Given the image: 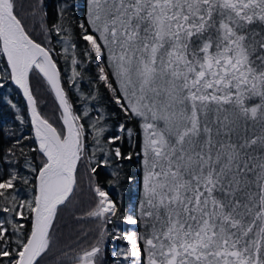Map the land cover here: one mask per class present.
<instances>
[{"label":"snow or ice","instance_id":"obj_1","mask_svg":"<svg viewBox=\"0 0 264 264\" xmlns=\"http://www.w3.org/2000/svg\"><path fill=\"white\" fill-rule=\"evenodd\" d=\"M22 9L0 0V91L20 90L30 120L14 119L32 133L0 126V264H47L81 165L92 204L79 219L96 228L59 264H264V0H62L41 24L59 52ZM84 80L78 113L69 90ZM33 81L54 94L58 123ZM102 90L122 118L89 103ZM101 168L109 187L135 186L130 213L94 179Z\"/></svg>","mask_w":264,"mask_h":264},{"label":"trees","instance_id":"obj_2","mask_svg":"<svg viewBox=\"0 0 264 264\" xmlns=\"http://www.w3.org/2000/svg\"><path fill=\"white\" fill-rule=\"evenodd\" d=\"M60 2H62V0H23V9L20 12V16L24 19L27 30L31 33L33 38L46 46L50 40L51 46L55 48L56 52L60 51V45L57 43L59 37L56 36L55 32L45 34L41 29V24L43 22L48 27H51L53 23L57 22V5ZM80 2L83 3V0H80ZM81 18L82 16L78 11L76 20L79 21ZM76 31L78 32L79 30L76 29ZM56 58L58 60V66L64 76L65 87H68L67 77L70 75V70L65 65L63 59L60 57ZM5 65L6 62L4 58L0 57V79L4 76ZM94 72L95 67L93 66L89 75L94 74ZM33 86L34 93L38 100V110L42 115L48 118L50 122L54 124L58 123L60 113L51 91L43 83H41L39 87H36L33 81ZM90 88L91 86L88 84L87 80H84L80 84L79 90H77V88H70L69 90L70 100L73 102L74 108L78 113H82L84 107V103L80 100V94L83 93L87 95ZM102 91L104 93V100L102 103L97 104L95 101L89 103L95 104L97 108L105 110L106 114L115 112L118 117L122 118V113H120L116 105L111 102L106 91ZM9 99L17 104V110H12L7 104L6 101ZM14 111L21 112L25 120H28L25 106L18 90L9 85L0 91V126H4L6 132L15 131L31 136L32 133L29 123L20 125L19 122L14 119ZM91 115L95 118L96 112L92 111ZM112 122H115V120L110 121V123ZM8 139L9 136L5 135L4 140L7 141ZM125 167L127 168L128 166L126 165ZM110 172L111 169L101 168L98 176L94 179L105 186L106 189H109L113 197L118 199V202L122 204L123 214L130 213L133 206L136 204V188L133 184L128 182L109 187L108 180L111 178ZM90 175L86 165H81L79 167L76 194L71 198V202L60 212L56 225L57 231L54 233L52 251L46 257L47 264H59L60 260L63 258L61 253L66 251L68 246L74 245L77 237L80 236L81 233H92L96 228L95 221L90 219H79L92 204ZM124 227L129 228L127 225H124ZM108 248L111 250V243H109Z\"/></svg>","mask_w":264,"mask_h":264},{"label":"water","instance_id":"obj_3","mask_svg":"<svg viewBox=\"0 0 264 264\" xmlns=\"http://www.w3.org/2000/svg\"><path fill=\"white\" fill-rule=\"evenodd\" d=\"M4 60H5V62H6V59H5V58H4ZM11 86H13L15 89H17L14 85H11ZM17 90H18V92H19V94H20V96H21V99H22L23 103H24L27 118H28V120H30L29 114H28V112H27L26 101H25V99L23 98V95H22V93L20 92V90H19V89H17ZM53 96H54V94H53ZM54 98H55V97H54ZM55 102H56V100H55ZM56 104H57V107H58V109H59V106H58V103H57V102H56ZM29 125H30V122H29ZM30 128H31V125H30Z\"/></svg>","mask_w":264,"mask_h":264},{"label":"rangeland","instance_id":"obj_4","mask_svg":"<svg viewBox=\"0 0 264 264\" xmlns=\"http://www.w3.org/2000/svg\"><path fill=\"white\" fill-rule=\"evenodd\" d=\"M133 226H129V228H132Z\"/></svg>","mask_w":264,"mask_h":264}]
</instances>
